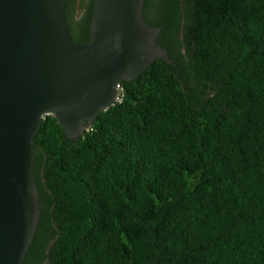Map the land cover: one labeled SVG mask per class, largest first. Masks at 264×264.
I'll list each match as a JSON object with an SVG mask.
<instances>
[{"label": "trees", "instance_id": "obj_1", "mask_svg": "<svg viewBox=\"0 0 264 264\" xmlns=\"http://www.w3.org/2000/svg\"><path fill=\"white\" fill-rule=\"evenodd\" d=\"M74 40L95 0H65ZM80 11V12H79ZM154 60L76 138L34 137L23 264H264V0H146Z\"/></svg>", "mask_w": 264, "mask_h": 264}, {"label": "water", "instance_id": "obj_2", "mask_svg": "<svg viewBox=\"0 0 264 264\" xmlns=\"http://www.w3.org/2000/svg\"><path fill=\"white\" fill-rule=\"evenodd\" d=\"M146 0H95L92 39L74 40L65 0H0V264H23L40 220L34 137L54 115L70 138L154 60L173 62Z\"/></svg>", "mask_w": 264, "mask_h": 264}, {"label": "built area", "instance_id": "obj_3", "mask_svg": "<svg viewBox=\"0 0 264 264\" xmlns=\"http://www.w3.org/2000/svg\"><path fill=\"white\" fill-rule=\"evenodd\" d=\"M119 89H122L121 84H119ZM120 99H121V98H120V95H119L117 100H120Z\"/></svg>", "mask_w": 264, "mask_h": 264}, {"label": "clouds", "instance_id": "obj_4", "mask_svg": "<svg viewBox=\"0 0 264 264\" xmlns=\"http://www.w3.org/2000/svg\"><path fill=\"white\" fill-rule=\"evenodd\" d=\"M120 91H121V89H119V95H120Z\"/></svg>", "mask_w": 264, "mask_h": 264}, {"label": "rangeland", "instance_id": "obj_5", "mask_svg": "<svg viewBox=\"0 0 264 264\" xmlns=\"http://www.w3.org/2000/svg\"><path fill=\"white\" fill-rule=\"evenodd\" d=\"M80 12V11H79ZM45 264H48V262L46 261Z\"/></svg>", "mask_w": 264, "mask_h": 264}]
</instances>
